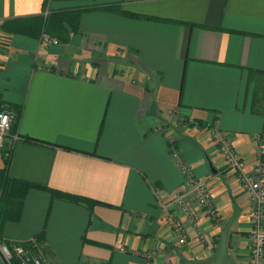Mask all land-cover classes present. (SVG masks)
Wrapping results in <instances>:
<instances>
[{"label": "crops", "instance_id": "0c3cea01", "mask_svg": "<svg viewBox=\"0 0 264 264\" xmlns=\"http://www.w3.org/2000/svg\"><path fill=\"white\" fill-rule=\"evenodd\" d=\"M3 108L16 126L0 169L10 149L8 177L39 188L9 211L1 244L34 239L47 264H196L231 221L229 259L249 264L251 204L210 130L248 169L264 148V0H0ZM173 149L212 197L203 241L169 203L183 183Z\"/></svg>", "mask_w": 264, "mask_h": 264}, {"label": "built area", "instance_id": "2783aa9c", "mask_svg": "<svg viewBox=\"0 0 264 264\" xmlns=\"http://www.w3.org/2000/svg\"><path fill=\"white\" fill-rule=\"evenodd\" d=\"M39 42L43 46H55L58 41L41 33ZM16 118L13 110L3 108L0 111V150L4 148L5 139L10 135L11 125ZM180 128L187 126L185 121L177 123ZM163 131L169 145L173 146L175 141L172 134H169L167 126L159 127ZM211 139L217 145L218 153L223 157L228 170L236 171L241 188L247 194L251 212L249 215L250 230L248 240L250 244L249 264H264V148L259 146L254 154V160L247 168L245 162L241 159L238 152L233 147L231 141L226 136L219 134L215 130H210ZM16 137H12V145ZM173 148V147H172ZM174 150V149H173ZM10 149L5 153L7 160L10 158ZM173 158L177 168L183 178L181 188L168 196L169 203L175 212L181 215L196 231L197 238L204 240L202 231L198 225L202 214H206L210 219L216 220L217 214L213 206L212 197L205 183L196 180L192 171L182 161V158L176 150L173 152ZM160 198L165 196L162 192H157ZM166 223L169 226L173 238L179 246L186 242L185 228L180 219L172 216L166 217ZM143 256L146 260L154 258V254L147 252ZM0 257L5 264H12L13 260L20 264H47L40 246L34 239H31L27 245L15 244L12 247L0 243Z\"/></svg>", "mask_w": 264, "mask_h": 264}, {"label": "trees", "instance_id": "16d2710c", "mask_svg": "<svg viewBox=\"0 0 264 264\" xmlns=\"http://www.w3.org/2000/svg\"><path fill=\"white\" fill-rule=\"evenodd\" d=\"M16 124L11 125L10 133L15 131ZM5 161V167L0 169V228L7 221L9 211L20 210L27 191L30 188H39L36 185H31L25 182H14L7 175L9 160ZM53 195L62 199H70L74 201L88 202L86 199L69 197L65 194L54 192ZM15 264H20L14 260ZM13 264V263H12Z\"/></svg>", "mask_w": 264, "mask_h": 264}, {"label": "water", "instance_id": "95a60500", "mask_svg": "<svg viewBox=\"0 0 264 264\" xmlns=\"http://www.w3.org/2000/svg\"><path fill=\"white\" fill-rule=\"evenodd\" d=\"M230 223L231 221H229L228 224L223 228L214 255L211 258L205 261L198 262L196 264H232L229 259L226 247Z\"/></svg>", "mask_w": 264, "mask_h": 264}, {"label": "rangeland", "instance_id": "374dc122", "mask_svg": "<svg viewBox=\"0 0 264 264\" xmlns=\"http://www.w3.org/2000/svg\"><path fill=\"white\" fill-rule=\"evenodd\" d=\"M179 126V125H178ZM249 233V232H248ZM13 264H15L14 260L12 261Z\"/></svg>", "mask_w": 264, "mask_h": 264}]
</instances>
